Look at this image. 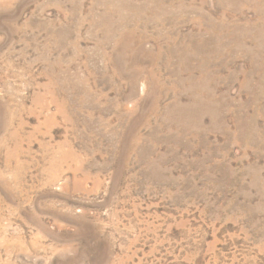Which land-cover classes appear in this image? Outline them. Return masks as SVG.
Wrapping results in <instances>:
<instances>
[{"label":"rangeland","instance_id":"1","mask_svg":"<svg viewBox=\"0 0 264 264\" xmlns=\"http://www.w3.org/2000/svg\"><path fill=\"white\" fill-rule=\"evenodd\" d=\"M0 264H264V0H0Z\"/></svg>","mask_w":264,"mask_h":264}]
</instances>
